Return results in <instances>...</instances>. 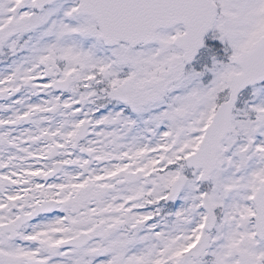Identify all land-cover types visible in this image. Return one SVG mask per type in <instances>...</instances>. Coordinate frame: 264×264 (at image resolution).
I'll return each instance as SVG.
<instances>
[{"label":"snow or ice","instance_id":"6c2138e0","mask_svg":"<svg viewBox=\"0 0 264 264\" xmlns=\"http://www.w3.org/2000/svg\"><path fill=\"white\" fill-rule=\"evenodd\" d=\"M0 264H264V0H0Z\"/></svg>","mask_w":264,"mask_h":264}]
</instances>
